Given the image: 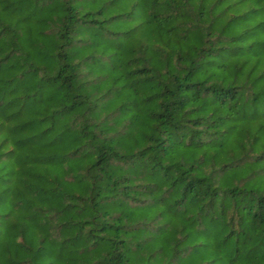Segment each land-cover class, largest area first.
Listing matches in <instances>:
<instances>
[{"label":"trees","instance_id":"1","mask_svg":"<svg viewBox=\"0 0 264 264\" xmlns=\"http://www.w3.org/2000/svg\"><path fill=\"white\" fill-rule=\"evenodd\" d=\"M0 264H264V0H0Z\"/></svg>","mask_w":264,"mask_h":264}]
</instances>
